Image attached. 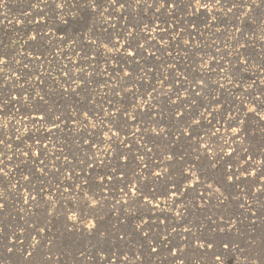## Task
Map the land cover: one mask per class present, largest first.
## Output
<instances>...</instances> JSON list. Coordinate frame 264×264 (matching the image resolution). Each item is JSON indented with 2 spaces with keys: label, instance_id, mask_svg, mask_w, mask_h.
Here are the masks:
<instances>
[{
  "label": "rangeland",
  "instance_id": "obj_1",
  "mask_svg": "<svg viewBox=\"0 0 264 264\" xmlns=\"http://www.w3.org/2000/svg\"><path fill=\"white\" fill-rule=\"evenodd\" d=\"M151 2L152 0H148V3ZM257 2L260 3V7L245 23L239 21L235 23L231 17H227L225 22L217 24L211 31H203L202 37L193 34L190 39L187 33L182 31L190 28L189 19L179 11L175 16L164 14L157 18L154 15V9L144 8L143 12H133L134 19L130 23L127 12L123 13L126 18L120 19V16L108 9L107 5L103 8H96L95 5L89 7L88 0H66V2L56 0L57 4H63L59 8H54L51 0H48L47 6L41 4L40 0H0V41L4 45L0 50L7 53L3 58L10 61V67L4 70V76L8 79L10 87H5L4 91L10 92L13 97H19L20 93L17 89L20 85H23L25 89L35 87L36 92L46 101V104H41L37 98L25 92V95L29 97L27 104L13 105L10 110V115L16 123L13 125L10 122L8 125L7 136L11 139L5 155L11 157V161L7 162V168L4 169L8 172L7 179L0 181V196L3 197L0 202L5 204V207L0 209V264H106L100 256H107L109 253L101 252L102 248L111 249L113 252L122 250L129 257L126 264H171V257L166 250H159V255L156 256L149 255L148 245L142 239L143 233L137 231V226L142 225L138 217L143 216L144 220L153 225L152 236L163 234L164 228L155 225L164 220L160 210L167 208H170V211L166 212L169 219L164 223L169 225L167 234L172 239L180 242L183 230L190 227L197 236L203 232L206 236L214 237L217 242L231 240L244 249V253L236 252V259L232 261V264H258L255 257L264 256V193L260 191L264 188V176L260 177L258 183H254L250 172L257 169H250L249 173L240 172L241 181L235 187H229L227 184L221 187L217 181L223 182L222 177L226 171L230 175L241 166L247 167L245 163L247 158L240 159L243 155L241 149H248L249 154L257 153L256 161L264 158L259 155L261 151H264V121H258L252 114L241 115L245 123L234 124L232 127H241L242 131L235 137V142L230 140L233 147H226L224 140L231 133L226 123L227 116L240 115L242 110H238L241 100H245L247 108H253L255 105L250 103L242 92L228 86L223 79H220V82L225 84V90L215 89V98L219 99L220 103L212 104L211 107L223 115L217 114L213 119L212 115L206 112V119L201 121V126L196 129L203 139L200 140L201 154L195 174L200 177L203 185L210 184L213 189L220 188L225 199L223 203L216 198L205 201L197 199L198 204H207V207H193L191 202L197 193L204 191L203 187L197 186L186 197H182L179 203L172 206V200L161 193L165 190L167 179H176L179 176L181 167L185 172L192 169L197 154V137L193 136L191 140H188L182 136L181 129L186 128V125L180 121L179 116H174V113L185 110L190 112L192 105L188 104L182 108L174 107L163 94L169 92L173 86L160 83L161 74L169 80L176 77L180 81H183L186 75L191 81L193 75L199 73L201 65L215 68L212 57L219 48L222 51L220 55H216V61L223 64L225 69L229 66V59L237 51L241 54V60L248 61L247 70L242 69L236 74L238 77L236 82L240 83L242 88L259 95L256 88L264 90V68L261 67L264 65V38L261 33V28L264 27V3L261 0ZM117 8L123 11L119 9V5ZM133 8L135 9L136 6L133 5ZM41 9L44 14L40 11ZM200 19L202 20L203 17ZM136 22H140L139 28L135 29L138 33L136 39L141 44H145L147 52L154 50V47L148 46L154 38L155 47L162 49L167 44L171 56L168 52L160 50L156 52L158 60L149 58L146 63L145 60L137 57L141 68L146 72L135 70V65L131 61L124 63V72L133 73L135 77H143L142 82L134 81L124 84L123 81H117L112 74V69L114 67L118 69L121 64L111 59L108 49H111L112 45L108 42V38L111 36L117 41V47L123 57L126 52L122 45L129 38L127 33L133 32V25ZM125 26H127V32L119 35L124 31ZM236 27L243 32L242 36L240 32L235 31ZM200 28L203 30L204 25L200 24ZM164 29H168V35H163ZM37 32L46 38L38 37L36 42L25 43L28 37ZM145 32L149 37L148 43L143 39ZM236 37H239L240 43L233 47ZM186 41L189 42L188 52H185L183 43ZM194 45H199L203 51L195 52ZM98 48L99 51H97ZM134 50V48L127 49V51ZM192 52H195V55H192ZM223 52H228L229 56L221 59ZM85 53H87L86 59L82 61L81 57L85 56ZM106 53L108 55H105ZM89 60L91 63L88 62ZM232 63L234 64L235 61L233 60ZM153 65L159 68L155 76L152 75L155 71ZM81 68L85 70V75L91 74L86 87L79 71ZM173 68L174 72L171 71ZM64 70H69L70 75L76 77L71 84L66 83L61 75ZM123 74L116 73L121 76ZM110 76H112L111 79H109ZM37 78L42 81L39 85ZM210 79L216 81L219 77L211 75ZM153 82L154 86L160 90L159 95L152 92L151 87L141 86V83L152 85ZM2 83L3 80L0 79V84ZM113 87H116L117 96L112 93ZM121 87L132 89V91L139 89L141 93L147 91L155 96L156 99L150 101L151 114L149 115L148 106L144 102L148 99L147 96L125 97V93L120 91ZM187 87V83H184L183 88L179 83L176 85L180 97L191 98V90L187 92L184 90ZM169 95L172 101L179 104L176 94L169 93ZM202 96L203 103L207 104L209 97L206 94ZM121 98H124L123 104L120 103ZM133 100H135L134 103ZM108 101L116 107H111ZM194 103L200 105L201 101L195 100ZM122 107H129V122L123 125L122 130L117 129L111 121L105 119V127L101 131L99 120L91 115L88 117L89 127L85 130L76 120L70 118L77 115V109L82 110L80 113L82 115L83 111L92 108L99 116L101 109L103 112L112 113ZM16 109L19 111L17 112ZM199 110L204 111L203 108ZM261 115H264V112H261ZM40 116H45L42 123L32 122L31 118L38 121ZM55 116L65 117L59 122V131L48 119ZM132 116L135 117L136 122H132ZM117 118L121 119L119 114ZM208 121L212 123L211 129ZM92 124H96V127L93 128ZM13 127L18 131L13 132L11 130ZM50 128L54 133L52 136H49L46 131ZM109 128L112 132H119L120 139L127 138L126 143L119 148L115 144H110L107 141L110 135ZM217 128L218 135L209 138L208 133ZM138 129L141 131L138 132ZM187 131L190 132L191 129ZM21 134L24 136L30 134L32 139H24L21 143L15 138ZM34 140H40L42 145L47 146L46 156H42L41 159H46L48 171L40 175V165L35 164L37 175L29 177L31 179L29 186L23 177L29 176L26 169L32 168L34 162L29 160L27 165L23 163L25 158L22 153L27 151L26 145H33ZM101 140L104 143H101ZM89 144L92 145L91 148ZM205 145L209 147L208 159L204 158ZM221 147L223 150L229 149V152L235 149V155L231 159L227 155L217 159L216 155L220 153ZM146 149H151V153L145 154ZM38 150L41 149L33 146V153ZM0 151H4L2 145H0ZM117 151H124L128 156L127 161L120 157V163L127 165L128 175L133 178V184H139L145 194L155 189L157 193L155 198L146 197L152 203L151 210L147 204L141 202L130 206L125 211H121L117 205L113 211L114 199L109 195L108 201L102 202L101 206L93 211L84 207L85 201L78 194V190L74 192L69 188V184L75 180V176H72V167H63L61 173L56 172L57 168L70 164L74 167L75 173L82 178H86V172L95 176L96 173L92 172L91 168L82 171L77 161L84 160L86 155L93 158L95 153V158L98 157L99 161L108 159L115 166L117 161L114 157ZM172 152L177 155L183 154L187 163L182 165L176 162L170 166L164 157L171 155ZM101 154L104 155L101 156ZM54 156H59V160L53 159ZM161 160L163 163L156 167L155 165ZM211 160H215L214 167L210 166ZM142 164H148L153 172H163L167 169L173 174L171 177L162 176L156 180L154 177H149L148 172L139 166ZM16 165H19V171ZM133 169L137 173H142L139 180L133 177ZM96 172H101V168L97 167ZM68 177L72 179L69 180ZM193 179L195 177L184 181L182 191L184 187L192 185ZM41 184L43 199L36 191ZM168 186L171 187V185ZM117 187H123V185L119 184ZM84 193L90 197L89 203L96 199L91 197L87 188L84 189ZM105 194L107 195V192ZM205 195L208 194L205 193ZM31 196L36 197L35 201L30 199ZM49 197H51L50 200ZM115 199H121V197L117 195ZM122 199H128V197L125 196ZM185 201L188 202L186 208ZM157 204L159 208L155 206ZM80 209L83 210L82 220L79 219ZM177 212H182V216H176ZM93 220H96L99 233L107 234L106 239L101 238L97 232L89 231ZM73 223L82 225L83 228ZM217 223L224 229L223 232L216 229ZM144 231L149 229L145 228ZM125 233L127 235H124ZM121 235H124L123 240L118 239ZM13 244H16L15 248H12ZM141 244H144L143 255L140 260H137L132 252L139 255ZM21 245L23 249H27V252L20 250ZM33 245L36 246L32 247ZM153 245L158 247L159 242L154 241ZM5 248H12V251H6ZM28 252L32 255L29 256ZM114 262L119 264L115 258ZM188 262L211 264V258L188 250L186 264Z\"/></svg>",
  "mask_w": 264,
  "mask_h": 264
},
{
  "label": "snow or ice",
  "instance_id": "obj_2",
  "mask_svg": "<svg viewBox=\"0 0 264 264\" xmlns=\"http://www.w3.org/2000/svg\"><path fill=\"white\" fill-rule=\"evenodd\" d=\"M51 2L54 8H59L63 6V4H57L56 0H51ZM261 2L264 3V0H261ZM40 3L47 6L48 0H40ZM93 5H95L96 8H103L104 5H107L108 9H111L113 13L120 16V19H125L126 17L123 15V13L127 12V18L129 19L130 23H132L134 19L133 12H143L144 8L154 9V15L157 18L164 14L175 16L178 11L183 12L185 16L188 17L191 26L190 28H186L182 31L186 32L190 39L193 37V34L200 35L202 37L203 31H211L213 28L216 27L217 24L225 22V19L227 17H231L232 21H235V23L237 21H239L240 23H245V21L249 19L250 15L260 7V3H258L257 0H152L151 3H148V0H88V6L92 7ZM117 5H119V9L123 11H119ZM133 5L136 6L135 9L133 8ZM40 11L43 12V9H41ZM201 17H203L202 20L200 19ZM180 22L182 23L183 20L181 19ZM153 23H155V21H153ZM200 24L204 25L203 30L200 28ZM139 26L140 22L134 23L133 32L127 33V36L129 38L122 45L126 52V55H124L123 57L121 56L119 48L117 47V41L113 40L111 36H109L108 38V42L112 45V48L108 49V53H111V59L117 60L118 63L121 64L118 69L115 67L112 69V74L115 76V79L117 81H123L124 84L133 83L134 81H143L142 76L135 77L133 73L124 72V63H128L129 61H131L135 65V70L146 72L145 69L141 68L140 62L137 57H140L147 63L149 58L152 60L159 59L156 56L157 51L163 50L165 52H168L167 44L164 45L162 49L155 47L154 38L153 42L148 44L149 47H154V50L150 53L147 52L145 44H141L139 40L136 39L138 33L135 32V29L139 28ZM176 27H178V25H176ZM235 31L240 32L241 36L243 35V32H241L239 27H236ZM125 32H127V26H125L124 31L120 32L119 35H124ZM261 33L262 38H264V27L261 28ZM163 35H168V29L163 30ZM163 35H161V39H163ZM38 37H40L41 39L46 38L42 36L41 33L37 32L35 35L28 37V39L25 40V43L36 42ZM143 39L146 43H148L149 37L146 32L143 36ZM170 39L174 38L170 37ZM183 43L185 52H188L189 42L186 41ZM239 43L240 39L239 37H236L233 47H235V45ZM3 47V42L0 41V49H2ZM104 47H107V45H104ZM194 47L195 52L203 51V49L199 45H194ZM129 48H134L135 50L127 51V49ZM97 51H99V48L97 49ZM221 51V49L217 48L216 53L212 57V62L213 64H215V68L211 66L201 65L199 73L194 74L191 81L188 80V77L186 75L183 77V81H180L176 77L169 80L167 77L161 74L160 83H168L173 86L171 89H169V92L163 93L164 96L168 98V101L174 107L182 108L188 104L192 105V109L190 112L185 110L183 112L174 113V116H179L180 121L186 125V128L181 129V135L188 140H191L193 136L197 137V154L196 160L193 162L192 169L189 172H185L184 168L181 167L179 169V176L176 179H167V183L165 184V190L161 193L162 195L167 196L169 197V199L172 200V206H175L177 203H179L182 197H186L187 194L195 190L197 186L203 187L204 191L197 193L196 197L191 202L193 207H207V204H198L196 202L197 199L199 201H205L206 199L210 200L212 198H216L221 203H223V200L225 199L224 193L220 191V188L213 189L210 184L203 185L200 181V177L196 176L195 174V168L198 166L197 162L200 160L201 154L200 140L203 139L199 136L196 129L201 126V121L206 119V112L212 115L213 119H215V116L217 114L223 115V113H219L218 110L212 109L211 107L212 104L220 103V100L215 98V89L225 90V84H227L228 86L235 88L237 91L242 92V94L245 95V98L248 99L250 103L255 105V107L253 108H247L245 105V100H241L238 110H242L240 112V115L230 114L227 116L226 123L228 125V128L231 129V139L233 140V142H235V137L242 131V128H233L232 126L234 124L243 125L245 123V121L241 119V115L248 116L249 114H252L257 118L258 121H264V115H261V112H264V99H261V97H264V90L256 88V91L259 93V95H257L254 92L248 91V89L242 88V85L236 82V80L238 79L236 74L242 69L245 71L247 70L248 61L241 60V54L239 51H237L231 56L228 62L229 66L227 67V69H225V66L223 64L217 63L216 61V55H220ZM195 52H192L191 54L195 55ZM108 53H106L105 55H108ZM6 55L7 53L0 50V79L3 80V83L0 84V121H2L0 122V145L4 147V151H0V181H4L7 179L8 172L4 171V169L7 168V162L11 161V157H7L5 155V152L7 151V145L8 143H10L11 139L7 136V132L9 131L8 125L10 122L13 123V125L16 123V121H14L13 117L10 115V110L12 106L16 104H27L29 97L25 95V92H28L29 95L33 96V98H37L41 104H46L44 97L40 96V94L36 92L35 87L25 89L23 85H20L17 89L20 93L19 97L11 96L10 92L5 93L4 88L10 87L8 85V79L4 76V70L10 67V61L3 58ZM168 55L171 56V53L168 52ZM86 56L87 53H85V56L81 57V60L84 61L86 59ZM228 56V52H223V55H221V59H224ZM233 60L235 61L234 64L232 63ZM88 62L91 63L90 60ZM261 67L264 68V65H262ZM153 68L155 69V71L152 72V75L155 76L156 73L159 72V68H157L155 65H153ZM217 69H219V71H217ZM79 71L81 73V78L84 80V86L86 87L88 81L91 78V74L85 75V70L83 68L79 69ZM94 71H96V69H94ZM171 71L174 72L175 69L173 68L171 69ZM117 72H121L124 74L122 76L116 75ZM61 75L65 78V82L68 84H71L72 81L76 79V77L70 75L69 70H64ZM211 75H216L219 77V79H217L216 81H211ZM111 78L112 76L109 77V79ZM17 79H19V77H17ZM220 79H223L225 81V84H222L220 82ZM41 83L42 81L37 78V84L39 85ZM178 83L181 88L184 87V83L188 84V87L184 90L186 92L191 90V98L179 96V89L176 88V85ZM141 86L151 87L152 92H155L158 95L160 93V90H158L154 86V82L152 85H144L141 83ZM249 87H251V85ZM120 91L125 93V97H127L128 95H132L134 98L147 96L148 99H146L144 102L148 106L149 115L151 114L152 105L150 101L156 99V97L152 96L151 93H148L147 91L141 93L139 89H137L136 91H132V89H128L126 87H121ZM112 93L114 96L118 95L116 87L112 88ZM169 93L177 95V100L179 101V104H177L176 101L171 100V96L169 95ZM202 94H206L209 97V101L207 104L203 103ZM195 100H200L201 104L196 105L194 103ZM134 102L135 100H133V103ZM108 103L111 105V107H116L115 104H111V101H108ZM120 103H124V98L120 99ZM200 108H203L204 111H200ZM16 111L18 112L19 109H16ZM76 111L77 115L72 116L70 118L76 120L85 130H87L89 127V115H91L92 117H96L99 120L101 131H103L105 127V119L111 121V123L119 130H122L123 125L129 122V107L117 108L116 112L112 113L103 112V110L101 109V114L99 116H97V113L92 110V108H89L87 111H83L82 115L80 114L82 111L81 109H77ZM117 114H119V117L121 119L117 118ZM62 118L65 117L55 116L49 117L48 119L49 122L52 123L53 126L56 128V130L59 131V122ZM31 119L33 123H42L45 120V116H40L38 121L35 118ZM131 120L132 122H136L134 116L131 117ZM208 126L211 129V121H208ZM92 127L95 128L96 124H92ZM187 129H191V131L188 132ZM11 130L13 132L18 131V129H16L15 127H13ZM108 131L110 135L107 137V141L110 144H115L116 147L119 148L121 145H124L126 143L127 138L120 139L119 132H112L111 128H109ZM137 131L140 132L141 130L138 129ZM47 132L49 136L54 135L53 130L51 128L48 129ZM218 133L219 129L217 128L214 131H210L208 133V136L209 138L216 137ZM133 135H135V133H133ZM156 135H160V133H156ZM15 138L17 141L23 143L24 139H32V136L30 134L28 136H24V134H21L16 136ZM101 143H104V141L101 140ZM224 145H228L227 140H224ZM33 146H37L41 150H38L33 153ZM88 146L89 148L92 147L91 144H89ZM26 147L27 151L22 153L25 158L23 160V163L27 165L29 160H32L34 162L32 168L26 169L29 173V176L23 177V179L26 181V184L30 186L31 179H29V177H35L37 175V169L35 168V164L40 165V175H44L48 171L46 159H41L42 156H46L47 146L42 145L40 140H34L33 145H26ZM241 151L243 155L240 157V159H244V157L247 158L245 161L247 167L241 166L240 169L232 171L230 175L226 171L225 175L222 177L223 182H221L220 180L217 181V183L220 184L221 187H224L225 184H227L229 187H235L237 183L241 181V171H243L244 173H249L250 169H257L250 172L251 177L254 178V183H258L260 177L264 176V158H262L260 161H256L255 156L257 155V153L253 152L252 154H249L248 149L246 148L241 149ZM203 152L204 158L208 159L209 147L207 145L203 147ZM149 153H151V149H146L145 154ZM223 155H227L229 159H231L232 156L235 155V149H233L232 152L224 153L223 147H221L220 153L217 155L216 158L220 159ZM259 155H261V157H264V151H261ZM95 157L96 154L93 153V158H89L86 155L84 160L77 161V165L81 166L82 171L87 168H91L92 172L96 173L95 176H93L91 173L86 172V178H82L79 174L75 173L74 167L70 164L64 165L61 168L56 169L57 173H61L63 167H72V176H75V180L69 184V188H71L74 192L78 190V194L85 201L84 207H88L94 211L97 207L101 206L102 202H107L110 195L114 199L113 211L115 210L117 205L119 206L121 211H125L130 206L139 204L141 202L147 204L149 206V209L151 210V201L148 200L146 197L152 196L153 198H155L157 193L155 189H153L147 194H145L139 184H133V178H130L128 175L127 165L120 163V157H123L124 161L128 160V156L125 155L124 151L116 152L114 159H116L117 163L115 166H113L111 164V161L108 159L99 161ZM53 159L58 161L59 156H54ZM164 159L169 162L170 166L176 162H179L182 165L187 163L186 158L183 154L177 155V153L175 152H172L171 155H166ZM162 163L163 160L159 161L155 166L159 167ZM139 166L142 167L144 171L148 172L149 177H154L156 180H159L162 176L166 178L171 177L173 174L167 169H165L163 172H153L149 169L148 164H142ZM210 166H215V160L210 161ZM97 167L101 168V172H96ZM16 169L17 171H19V165H16ZM141 175L142 173H137L133 169V177L136 180H139ZM192 177H195V179H193L192 185L184 187V190L182 191V185L184 184V181L192 179ZM68 179L71 180L72 177H68ZM119 184H122L123 187H117V185ZM168 185H171V187H169ZM85 188H87L88 192L91 193V197L96 198L91 203H89L90 197L85 195L84 193ZM225 190L227 191V188ZM36 191L37 194L41 195V198L43 199L42 184L39 189H36ZM260 191L264 193V188H262ZM105 192H107V195L105 194ZM205 193H207L208 195L206 196ZM117 195H119L121 199H115ZM229 195H231V193H229ZM125 196L128 197V199H122ZM30 199L35 201L36 197L31 196ZM50 199L51 197H49V200ZM2 200L3 197L0 196V201ZM25 203H27V201ZM187 205L188 202L185 201V208L187 207ZM4 207L5 204L3 202H0V209H3ZM156 207L159 208V204H157ZM167 211H170V208L160 210V214L164 216V220L160 221L159 224L155 226L163 227L165 231L163 234H157L156 236L151 235V228L153 227V225L149 221L144 220L143 216L138 217L141 220L142 225L137 226V231L143 233L142 239L148 245L149 255L156 256L159 255V250H166L168 256L171 257V264H177V262H179V264H186L187 251L192 250L198 252L202 256H210L211 264H229V262H231L232 264V261L236 259V252L244 253L245 250L240 248L231 240H220L219 242H217L214 237L206 236L203 232L199 236H197L196 233H193L191 231L190 227L185 228L183 230L180 242H177L176 240L172 239L169 234H167V229L169 225L164 223V221H167L169 219L168 215L166 214ZM80 213L81 215L79 219L82 220V209H80ZM176 216H182V212H177ZM210 223L215 222L210 221ZM145 228H148L149 231H144ZM216 229L219 232L224 231V229L220 228L219 223L216 224ZM89 231L97 232L101 236V238H107L106 233H99L96 220H93V222L90 224ZM124 235H127V233H125ZM124 235L118 236V239L123 240ZM16 239L18 241L19 237L17 236ZM154 241L159 242L158 247L153 245ZM197 241L202 242L196 243ZM38 243L39 241L37 242V244ZM35 246L36 245H33L32 247ZM15 247L16 244H13L12 248ZM12 248H5V250L11 252ZM143 248L144 244H141V253L138 255L136 252H132L133 257H135L137 260H140L141 256L143 255ZM20 250L22 252H27V249H23L22 245ZM100 251H107L109 253L107 256H100V259L105 261L106 264H115L114 258L115 261H119V264H126L129 259L128 255L125 254L122 250L120 252H113L111 249L102 248ZM28 255L30 256L32 255V253L28 252ZM255 261L258 262V264H264V256L257 255L255 257ZM188 264H190V262H188Z\"/></svg>",
  "mask_w": 264,
  "mask_h": 264
},
{
  "label": "bare ground",
  "instance_id": "obj_3",
  "mask_svg": "<svg viewBox=\"0 0 264 264\" xmlns=\"http://www.w3.org/2000/svg\"><path fill=\"white\" fill-rule=\"evenodd\" d=\"M68 16V15H67ZM69 17V16H68ZM59 19H61V18H59ZM149 35L151 34V33H148ZM63 89V88H62ZM65 90V89H64ZM68 91V90H67ZM66 91V92H67ZM47 131V130H46ZM220 135V134H219ZM221 136V135H220ZM225 136V135H224ZM239 136V135H238ZM227 141H228V145H225L226 147H231L232 146V144L230 143V140H232L231 139V133H229V137L226 139ZM233 147V146H232ZM102 151V150H101ZM104 151V150H103ZM219 152V151H218ZM229 152V149H225L224 150V153H228ZM106 153V152H105ZM218 154V153H217ZM102 155H104V154H101V156ZM209 155V154H208ZM210 156H211V154H210ZM213 156V155H212ZM217 156V155H216ZM98 158V157H97ZM101 158H103V157H101ZM100 158V159H101ZM142 162V161H141ZM137 163V162H136ZM140 163V162H139ZM137 165V164H136ZM136 167V166H135ZM171 201V200H170ZM152 204V203H151ZM153 206H154V204H153ZM156 206V205H155ZM29 209V208H28ZM74 224V223H73ZM74 225H76L77 227H80V228H83V226L82 225H77V224H74ZM228 225V224H227Z\"/></svg>",
  "mask_w": 264,
  "mask_h": 264
}]
</instances>
